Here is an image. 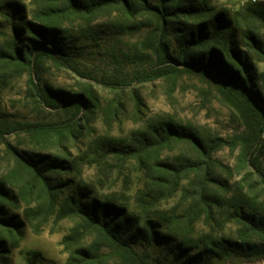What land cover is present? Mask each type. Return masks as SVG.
<instances>
[{"label":"trees","instance_id":"trees-1","mask_svg":"<svg viewBox=\"0 0 264 264\" xmlns=\"http://www.w3.org/2000/svg\"><path fill=\"white\" fill-rule=\"evenodd\" d=\"M37 1L32 20L22 18L26 9L22 0L0 1V13L11 30L9 40L0 44V64L27 70L29 87L39 103L54 111L70 109L73 115L63 123H45L2 120L0 113L1 142L14 133L45 141L57 138L48 153L24 152L7 143L14 159L9 175L13 189L0 180V264L6 263L10 247L22 239L24 223L11 213L21 205L30 223H44L51 216L56 222L75 221L61 241L68 253L66 264H212L229 256L264 255V100L256 88L255 65L246 50L264 60V3L249 5L232 16L224 10L215 11L211 0ZM113 9L120 11L125 22L138 23L150 14L162 27L156 65L139 73L134 82L196 72L214 79L250 106L259 129L231 142L232 147L241 145L239 162L246 168L234 189L215 173V154L230 142L222 137H203L171 119L150 122L130 142L100 136L89 144L99 162L115 158L123 165L133 160L145 172L149 182L137 196L143 213L131 211L112 196H99L88 182L70 176L76 163L70 160L71 150L64 142L88 128L99 100L92 89L96 80L76 59L74 48L80 39L63 26L67 20L94 21ZM171 33L176 35L177 52L170 48ZM44 60L76 74L80 80L77 89L38 82V65ZM104 83L113 91L123 92L127 87L118 81ZM175 143L189 145L195 156L178 160L163 156ZM192 173L196 176L183 188L190 201L153 215V208L174 194ZM202 217L210 228L198 232ZM224 217L236 227L235 235L214 232V224ZM154 250L159 251L157 258L152 255ZM37 258L34 254L31 264H37Z\"/></svg>","mask_w":264,"mask_h":264},{"label":"rangeland","instance_id":"rangeland-1","mask_svg":"<svg viewBox=\"0 0 264 264\" xmlns=\"http://www.w3.org/2000/svg\"><path fill=\"white\" fill-rule=\"evenodd\" d=\"M37 2L22 0L21 3L26 8L21 15L23 19H33L32 13ZM259 2L263 4L264 0H211L210 5L215 11L224 10L233 16ZM109 14L91 22L67 20L63 26L69 34L80 39L74 48L76 59L96 80L92 89L99 100L88 128L76 132L75 137L64 142L70 147V160L76 163L70 176L88 182L99 196H112L118 202L128 205L131 211L143 213L137 205V196L148 185L145 172L133 160L123 165L115 158L99 162L89 144L100 136L130 142L150 122L171 119L192 127L203 137H222L230 142L215 154L218 161L215 173L234 189L246 174V168H241L239 162L241 145L232 147L231 142L238 137L256 134L259 129L258 120L250 106L237 94L221 88L214 79L196 72L186 71L171 78L134 82L139 73L157 63L156 47L162 38L161 24L150 14L141 17L138 23L125 22L117 9ZM0 21L2 45L9 40L11 30L1 13ZM138 24L143 25L137 28ZM175 36V33H171L170 48L177 52L178 42ZM261 36L264 40V28L261 29ZM240 42L241 48L245 49L243 39ZM246 50L255 65L256 88L264 100V60L253 50ZM38 72V82L49 83L55 88L76 90L80 83L76 74L59 68L51 60L40 63ZM28 78L27 70L16 66L2 67L0 64L2 120L63 123L72 118L73 111L70 109L54 111L39 103L29 87ZM105 81L122 82L127 85L126 90L113 91ZM56 141L55 137L45 141L27 133L7 136L5 142L0 141V180H5L8 187L12 188L9 175L14 169V159L7 143L24 152L48 153L52 143ZM163 156L169 160H178L195 155L189 145L175 143L164 151ZM261 161L264 168V144ZM195 176L192 173L186 177L174 194L153 208L152 214L174 210L187 204L191 197L185 196L183 188L188 187ZM14 190L17 191L16 188ZM24 211V205L11 210V213L19 216L24 227L22 239L17 245L10 247L5 264H31L34 254L38 255L37 264H66L68 253L61 241L75 221L64 219L56 222L55 217L51 216L44 223H30L25 219ZM209 228L202 217L197 223L198 232L208 231ZM235 230L236 227L227 222L225 217L214 224V232L218 234L233 236ZM158 252L154 250L152 255L157 258ZM212 264H264V255L249 258L229 256L214 260Z\"/></svg>","mask_w":264,"mask_h":264}]
</instances>
